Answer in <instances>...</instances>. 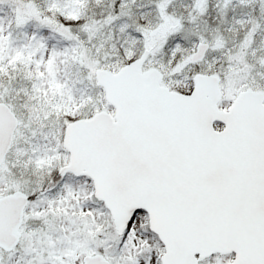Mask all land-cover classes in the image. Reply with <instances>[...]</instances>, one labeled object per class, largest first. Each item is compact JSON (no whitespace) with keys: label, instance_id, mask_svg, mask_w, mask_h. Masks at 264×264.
<instances>
[{"label":"snow or ice","instance_id":"1","mask_svg":"<svg viewBox=\"0 0 264 264\" xmlns=\"http://www.w3.org/2000/svg\"><path fill=\"white\" fill-rule=\"evenodd\" d=\"M0 264H264V0H0Z\"/></svg>","mask_w":264,"mask_h":264}]
</instances>
